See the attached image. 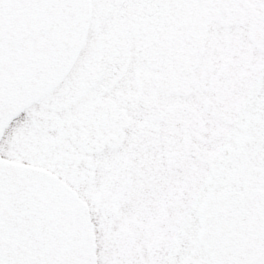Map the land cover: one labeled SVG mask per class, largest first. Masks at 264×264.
I'll return each instance as SVG.
<instances>
[{
	"label": "rangeland",
	"instance_id": "374dc122",
	"mask_svg": "<svg viewBox=\"0 0 264 264\" xmlns=\"http://www.w3.org/2000/svg\"><path fill=\"white\" fill-rule=\"evenodd\" d=\"M126 2H60L56 88L43 87L34 101H26V114L34 117L24 124L27 130L18 131L25 139L17 143L7 136L0 156L17 165L21 174L16 178L22 182L27 173L30 184L42 182V192L55 188L57 195L75 193V235L89 240L91 262L103 264L104 257V264H214L216 255L225 253V245L209 239L205 229L207 225L211 233L212 223L206 222V215L214 197L222 201L217 202L218 211L225 216L226 196L236 193L225 190H239L231 202L241 199L238 206L246 208V225L264 236V224H260L264 205L256 202L257 198L264 201V162L260 159L264 145L256 137L264 132V109L251 115L248 132L239 125L241 117L235 109L239 93L221 102L219 85L202 99L196 91L173 92L166 69L151 61L150 51L140 49L131 35L133 23L116 18ZM216 29L211 26L209 33L216 36ZM96 34L111 42L118 38L126 48L94 49L90 39ZM208 49L198 66H203L204 57H219ZM117 73H121L119 82L108 87ZM256 87L264 96V80ZM207 97L227 108L223 109L227 117L212 115L204 103ZM198 113L208 126L201 133ZM53 126H58L57 132ZM198 134H202L201 142ZM55 137L58 177L57 170L50 171L53 176L46 171L49 164H40L44 158L51 162L52 150L35 149L39 142ZM205 137L211 141L205 142ZM167 157L177 167L168 164ZM23 164L43 171L25 169ZM58 205L57 210L67 215L69 208ZM64 227L59 223L58 236ZM211 235L215 236L214 228ZM228 249L232 255H227L230 260L222 258L226 264H248L243 248ZM261 260L264 264V253Z\"/></svg>",
	"mask_w": 264,
	"mask_h": 264
},
{
	"label": "flooded vegetation",
	"instance_id": "af4514ba",
	"mask_svg": "<svg viewBox=\"0 0 264 264\" xmlns=\"http://www.w3.org/2000/svg\"><path fill=\"white\" fill-rule=\"evenodd\" d=\"M64 1L0 0V145L9 135L17 143L23 141L24 137H20L18 131L27 130L24 124L34 117L26 114V101H34L35 93L43 87L47 89L50 85L52 90L57 85V33L62 10L58 6L61 7L60 2ZM116 18L133 23L135 28L131 35L139 48L149 50V59L161 63L169 74L171 82L167 84L178 86L180 93L196 91L202 99L206 92L219 85L221 102L228 101L235 93L242 95L236 100L235 109L241 117V128L247 127L251 132V115L261 114L264 109V96L259 95L256 87L264 80V0H127ZM211 26L217 28L216 36L209 33ZM94 37H97L94 49L109 52L110 49L126 48L122 41L119 45L118 38L113 43L102 34ZM209 47L219 57H204L203 66H198ZM204 103L212 115L227 117L224 111L227 108H220L208 97ZM201 105L203 101L200 108ZM198 117L199 132L207 131L202 115ZM53 128L58 130V126ZM197 138L201 142L202 134ZM209 141L210 137H205V142ZM39 143L35 149L52 150L51 162H45L44 158L40 164H49L50 169L45 170L51 176L54 173L50 171L57 170L55 175L58 177L60 164L56 137ZM260 159L264 162V154ZM63 163H68V159ZM23 166L43 171L33 165ZM20 174L16 164L0 156V264H97L95 259L91 262L89 240L75 235V193L57 195L55 188L51 192H42V182H33L31 178L30 184L29 178L26 179L31 175L28 173L22 182L16 178ZM230 191L239 192L238 189L225 190ZM240 202L241 199L235 204L228 202L224 218L211 225V233L207 227L206 233L216 244L243 248L248 253L249 264H260L264 236L255 234L246 225L243 218L246 208L238 206ZM256 202L264 205L262 198H257ZM59 203L69 208V212L65 211L67 215L63 216L57 210ZM243 204L242 201L240 205ZM217 209L216 204L212 205L213 215ZM59 223L65 226L62 236L57 235ZM260 224H264V218ZM213 228L215 236L211 235ZM227 255L232 253H218L214 264H226V259L222 258L230 260ZM104 261L102 257L103 264ZM98 264H101L100 260Z\"/></svg>",
	"mask_w": 264,
	"mask_h": 264
},
{
	"label": "water",
	"instance_id": "95a60500",
	"mask_svg": "<svg viewBox=\"0 0 264 264\" xmlns=\"http://www.w3.org/2000/svg\"><path fill=\"white\" fill-rule=\"evenodd\" d=\"M116 80H117V77L112 81V83L110 84V86H112L116 82ZM260 137L263 138V136H261V135H260Z\"/></svg>",
	"mask_w": 264,
	"mask_h": 264
}]
</instances>
